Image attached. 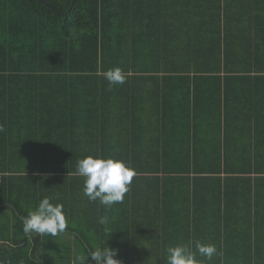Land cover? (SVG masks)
<instances>
[{"label":"trees","instance_id":"obj_1","mask_svg":"<svg viewBox=\"0 0 264 264\" xmlns=\"http://www.w3.org/2000/svg\"><path fill=\"white\" fill-rule=\"evenodd\" d=\"M40 1L0 0V264H95V241L114 250L120 264H167V212L174 201L189 205L177 210L187 221L214 205L203 217L213 223L221 255L209 264H261L256 252L264 245L257 220L264 197V129L255 114L249 115L251 131L224 118L233 103L231 83L245 84L254 95L264 86V29L262 47L250 43L239 56L223 49L221 33L210 34L207 49L201 45L205 38L193 44L177 33L178 42L167 43L164 28L174 24L157 0ZM181 2L185 8L194 3ZM234 2L238 10L240 0ZM253 7L254 0H245L246 12ZM212 20L222 26L218 13ZM170 55L177 66L168 64ZM116 67L125 83L110 87L103 73ZM173 74L188 112L195 111V79L208 75L212 81L217 113L207 145L190 140L187 127H155L157 117L168 118L165 85L176 82ZM87 156L122 160L136 171L122 204L106 209L83 195L85 178L75 172ZM45 197L63 204L68 227L60 235L68 233L72 242L23 232L24 219ZM156 202V221L144 223L148 203ZM105 215L108 223L101 224ZM187 232L189 245L194 234L189 227ZM142 243L157 244L158 258L138 259Z\"/></svg>","mask_w":264,"mask_h":264},{"label":"crops","instance_id":"obj_2","mask_svg":"<svg viewBox=\"0 0 264 264\" xmlns=\"http://www.w3.org/2000/svg\"><path fill=\"white\" fill-rule=\"evenodd\" d=\"M129 1L142 5H147L149 2V0ZM157 1L162 5V9L165 8V16L167 18L170 17L172 23L174 24L171 26L172 28L170 26H167V29L164 28V32L167 36V43L174 41V44H176L178 42L177 38L173 39V36L177 33L178 37L181 36L184 40L189 39V41H192L193 44H198L202 42V38H205L203 44L201 45H203L204 49H207L206 44L212 43L210 34L214 35L221 33V43L225 46H223V49L232 51V54H237L239 56L242 55L245 47L250 43L254 44L255 47V44L259 45V47L261 46L259 32L262 28L264 29V13H262L264 10V0H254V7L252 11L249 12H246L245 8H243L245 0H240V8L238 10L235 9L237 5L234 1L238 2L239 0H215L216 3L213 2V0H193L194 3L189 4V7L186 8L185 3H182L181 0ZM217 1H220V4H218ZM182 4L184 6H182ZM257 4L260 10L259 14L256 12ZM205 8H207L206 12H204ZM214 13L221 15V27H217V25L213 22L212 16ZM234 17L236 18L235 24L232 22ZM203 23L204 26L201 27ZM142 30L144 31L145 29L138 28L137 32L142 33ZM157 32H161V30H158ZM246 36L249 37L246 38ZM262 48L264 49V46ZM168 64L177 66L179 61L176 56L170 55L168 58ZM261 67L264 69V65ZM169 77H171V80H176V82L165 85V92L167 95H170V101L167 103V109L164 107L163 109L166 110L167 114L169 112L168 118L165 122H163L157 117L155 127L157 130L171 129L172 131L185 129L187 127L188 137L190 140H195L196 144L203 143L204 145H207L213 139V116L214 113H217V110H213L212 108L214 99L211 79L209 80L208 75L198 76L200 78L198 80L195 79V111L192 108V110L189 109L188 112L186 105L184 103L181 104L180 102L182 97L180 88L182 85H180V82L177 79L178 76L173 74ZM190 77L194 76L190 75ZM250 85L252 84L250 83ZM244 87L245 84L243 83L233 82L227 88V93L233 103H231V107H229L226 118L224 119H226V123L230 121L231 125H235L237 129L240 127V129L244 128L245 130L251 131L252 128L250 125L249 115L253 116V114H255L257 116L258 129H264V86H259L256 95H254L251 91H245ZM180 111H184V113H182L183 116L178 115ZM154 122V120H151V124H154ZM136 126L138 131H140L141 126ZM179 137L180 135L178 133V136H175L173 140L178 141ZM243 138L245 139L244 135ZM203 156L204 153L201 152L199 157L202 161H204ZM262 178H264V176ZM261 192L264 193V187L261 188ZM207 204L212 205L210 202ZM259 204L258 213L260 214L259 217H257V220L264 228V197L261 199ZM149 205L151 210L143 217L144 223L147 224L154 223V221H156V218L154 217L158 215L156 211L159 210L160 207L158 202L155 204L148 203V206ZM186 205L189 207L188 204L182 205L181 203L174 201L169 209L170 211L167 212V225L171 227V231L167 236L165 251L170 246L187 244V242H185V234L188 235L187 227H189V230H192L194 234V242L189 241V246L193 251H195V243L197 241L204 244H213L214 232L213 229L210 228L213 223L211 224V219L208 220L203 216L212 213L214 205H205L202 214L198 212L197 216L193 219H189V221L184 219V214L181 215L177 212L178 207L185 208ZM11 208L15 209L12 205ZM217 225L218 220L216 221L215 226ZM193 226L195 227L190 228ZM214 231L216 233V230ZM262 235L264 236V230H262ZM60 237L70 242L73 240V237L69 236L68 233L60 235ZM137 238L140 240L143 239L145 242L147 237L138 236ZM94 247L96 249L99 248L97 241H95ZM138 249L141 252V256L138 259L146 258L149 262H151L150 259H157L159 252H161L157 244L152 247L146 243H142L139 244ZM259 250L260 252H256V254L260 263L264 264V245H262ZM227 254L230 257L233 252H227ZM244 254L245 252H236L237 257L240 255L243 256ZM204 264H209V261L205 260Z\"/></svg>","mask_w":264,"mask_h":264},{"label":"clouds","instance_id":"obj_3","mask_svg":"<svg viewBox=\"0 0 264 264\" xmlns=\"http://www.w3.org/2000/svg\"><path fill=\"white\" fill-rule=\"evenodd\" d=\"M110 87L125 83V73L119 67L103 73ZM3 126L0 125V132ZM75 175L84 177L83 195L89 202H96L106 209L115 204H122L125 195L130 191L136 171L122 160L87 156L77 161ZM108 216L101 217L100 223L107 224ZM68 227L64 206L52 203L45 197L40 200L34 211H30L23 221V232L36 233L37 236L57 237ZM167 264H204L214 256L221 255L214 244L195 243V251L187 244H177L166 249ZM116 252L108 247H99L90 252V258L95 264H120L114 259ZM201 257L203 259H198ZM86 264V262H84Z\"/></svg>","mask_w":264,"mask_h":264},{"label":"built area","instance_id":"obj_4","mask_svg":"<svg viewBox=\"0 0 264 264\" xmlns=\"http://www.w3.org/2000/svg\"><path fill=\"white\" fill-rule=\"evenodd\" d=\"M1 180H2V177L0 176V182H1Z\"/></svg>","mask_w":264,"mask_h":264},{"label":"water","instance_id":"obj_5","mask_svg":"<svg viewBox=\"0 0 264 264\" xmlns=\"http://www.w3.org/2000/svg\"><path fill=\"white\" fill-rule=\"evenodd\" d=\"M38 1L42 3V1H40V0H38Z\"/></svg>","mask_w":264,"mask_h":264}]
</instances>
